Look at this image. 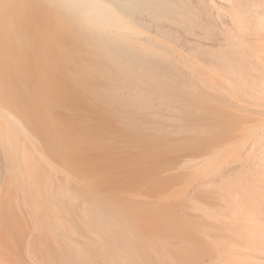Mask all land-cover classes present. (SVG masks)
I'll return each instance as SVG.
<instances>
[{
	"label": "bare ground",
	"instance_id": "1",
	"mask_svg": "<svg viewBox=\"0 0 264 264\" xmlns=\"http://www.w3.org/2000/svg\"><path fill=\"white\" fill-rule=\"evenodd\" d=\"M0 264H264V0H0Z\"/></svg>",
	"mask_w": 264,
	"mask_h": 264
}]
</instances>
